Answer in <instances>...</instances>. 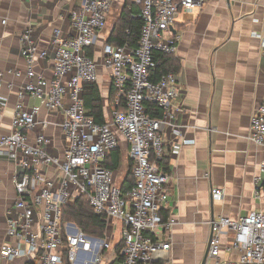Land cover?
Wrapping results in <instances>:
<instances>
[{
    "label": "built area",
    "instance_id": "obj_1",
    "mask_svg": "<svg viewBox=\"0 0 264 264\" xmlns=\"http://www.w3.org/2000/svg\"><path fill=\"white\" fill-rule=\"evenodd\" d=\"M114 1L80 0L69 12L71 34L64 36L61 30H53L50 79L35 71L37 59L46 57L47 52L38 51L33 44L31 23L20 33L26 80L16 93L11 132L0 135V156L15 164L13 184L17 190L13 205L6 210L8 241L0 247L1 259H25V264H104V255L111 247L107 234L118 221L123 241L120 264H168L169 233L175 221L171 217L163 220L159 212L167 202L170 176L151 159L163 155L166 129L179 133L174 121V114L181 111L177 103L179 82L174 73L154 81L151 72L157 65L156 52L170 55L177 51L180 34L171 30L177 15L202 8L206 0H132L141 5L133 15L143 22L138 45L103 43L99 63L87 55V49L98 44ZM258 38L264 46V25ZM100 64L116 91L103 123L85 114L82 97V84L98 81ZM3 76L0 71V85ZM26 98L39 100L47 112L63 113L66 146L62 154L47 150L50 140L45 130L49 123L37 119L39 107H24ZM4 105L0 101V118ZM147 105L161 113L157 115ZM37 125L40 131L30 143L28 132ZM121 139L128 147L134 178L125 195L117 174L103 165ZM248 139L264 146V99L251 117ZM253 185L254 198L262 199L264 158ZM211 193L219 198L223 190L214 187ZM80 196L87 197L95 214L104 216V237L61 220L62 206L73 204ZM158 227L165 232L163 240L154 237ZM229 233L230 241L223 245L222 238ZM223 246L237 256L224 258ZM204 264H264V211H251L237 220L224 216L211 219Z\"/></svg>",
    "mask_w": 264,
    "mask_h": 264
},
{
    "label": "crops",
    "instance_id": "obj_2",
    "mask_svg": "<svg viewBox=\"0 0 264 264\" xmlns=\"http://www.w3.org/2000/svg\"><path fill=\"white\" fill-rule=\"evenodd\" d=\"M116 3L121 6L120 0H115L114 6ZM79 4L80 0H0V71L4 74L0 101L5 103L0 135L11 132L16 93L26 80L20 33L31 23L33 44L38 51L47 52L46 57L37 59L35 71L50 79L53 30L71 34L69 12ZM263 25L264 0H206L190 14L180 12L171 29L180 34L174 56L180 61L176 76L181 111L174 114L179 133L166 129L162 134L170 181L161 212L175 221L169 233L168 264L202 263L211 219L224 216L237 220L251 211H264V197L257 200L253 196V178L259 173L264 146L248 139L251 117L264 99V46L258 38ZM98 75L109 117L111 83L101 64ZM32 106L40 109L37 119L49 123L47 150L62 154L66 146L63 113L47 112L39 100L26 98L24 107ZM39 131L37 125L28 132L30 143ZM184 139L189 142L183 144ZM120 145L128 158L126 142L121 139ZM15 170L11 160L0 156V247L8 241L6 210L17 196ZM214 187L223 190L222 197H213ZM121 228V223L114 221L112 233H121ZM154 237L164 239L162 227L155 229ZM230 238L231 233L225 235L223 245ZM221 255L235 258L237 253L223 246ZM0 264H25V259L0 258Z\"/></svg>",
    "mask_w": 264,
    "mask_h": 264
},
{
    "label": "trees",
    "instance_id": "obj_3",
    "mask_svg": "<svg viewBox=\"0 0 264 264\" xmlns=\"http://www.w3.org/2000/svg\"><path fill=\"white\" fill-rule=\"evenodd\" d=\"M121 9L120 12L113 16L110 14L107 18V23L112 19L113 24L106 33L104 29L98 44L94 47L91 46L87 49V55L93 59L101 58L100 48L103 43H111L114 45L128 44L130 47H136L138 45L139 34L143 22L141 19L134 17L133 15L138 13L141 9L140 4L134 3L132 0H120ZM76 8V6L74 7ZM157 65L153 72H151V79L156 81L161 76L168 73L177 74L180 70V61L174 56V54H162L155 53ZM82 97L85 108V114L97 123H103L107 120V109L103 106L102 92L97 82H85L82 84ZM116 98V91L112 87L109 88L107 101L108 106L111 108ZM149 110H154L157 115L161 113L160 109L154 108L152 105H147ZM117 147L113 151H110L107 159L103 165L113 170L117 177H119V171L122 169L121 162L124 153L120 147ZM128 150V147H126ZM156 162V165L164 172H168V157L164 154L159 159H151ZM131 161L126 158V167L128 172L124 176L117 180L118 186L121 190L122 195H125L129 188L134 184V178L132 176ZM162 219L166 220L168 215L159 212ZM62 221L74 222L84 232L104 237L107 224L103 215H97L91 208L89 201L86 196H80L75 199L73 204L62 206ZM123 246V241L116 242L114 245L115 258L107 264H120L122 256L120 250Z\"/></svg>",
    "mask_w": 264,
    "mask_h": 264
},
{
    "label": "rangeland",
    "instance_id": "obj_4",
    "mask_svg": "<svg viewBox=\"0 0 264 264\" xmlns=\"http://www.w3.org/2000/svg\"><path fill=\"white\" fill-rule=\"evenodd\" d=\"M120 9H121V6L116 3L115 6L112 8L111 13H110L112 15V17L117 15L120 12ZM112 24H113V21H112V19H110L109 22L106 23V25H105L104 33H106L108 31V29H110L112 27ZM125 157H126V155L124 154L122 162H121L122 169H120V171L118 172L119 178L120 177L122 178L124 176V174H126V172H128V168L125 165V161H126ZM107 235L110 236L109 241L111 243V247L107 251V253L104 255V259H103L104 264H107V263L111 262L112 260H114V258H115V253H114L115 241H117V242L121 241V233L116 234V233L111 232L110 234H107Z\"/></svg>",
    "mask_w": 264,
    "mask_h": 264
},
{
    "label": "water",
    "instance_id": "obj_5",
    "mask_svg": "<svg viewBox=\"0 0 264 264\" xmlns=\"http://www.w3.org/2000/svg\"><path fill=\"white\" fill-rule=\"evenodd\" d=\"M206 257H207V251L204 254V257H203V260H202V263L201 264H204L205 263Z\"/></svg>",
    "mask_w": 264,
    "mask_h": 264
}]
</instances>
